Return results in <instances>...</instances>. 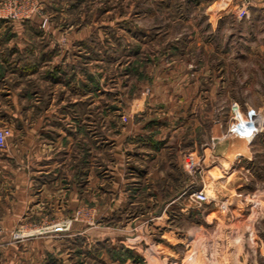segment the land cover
Segmentation results:
<instances>
[{
	"label": "rangeland",
	"instance_id": "rangeland-1",
	"mask_svg": "<svg viewBox=\"0 0 264 264\" xmlns=\"http://www.w3.org/2000/svg\"><path fill=\"white\" fill-rule=\"evenodd\" d=\"M37 1L30 19L82 37L93 96L71 117L88 132L66 165L67 231L14 236L60 243L68 264H264V0ZM38 85L36 118L72 97Z\"/></svg>",
	"mask_w": 264,
	"mask_h": 264
},
{
	"label": "crops",
	"instance_id": "crops-1",
	"mask_svg": "<svg viewBox=\"0 0 264 264\" xmlns=\"http://www.w3.org/2000/svg\"><path fill=\"white\" fill-rule=\"evenodd\" d=\"M52 1L40 3L44 8ZM40 23L35 18L10 19L0 11V128L12 130L7 149L0 151V264H68L60 243L45 248L42 237L13 234L22 228L61 223L74 211L77 188L75 184L67 188L66 165L71 149L81 145L88 131L71 117L82 98L93 96L92 85L89 92L78 91L77 86L82 78L77 73L79 49L74 46L82 37L60 28H42ZM71 67L74 70H65ZM57 68L60 77L55 80L52 74ZM28 82L35 84L30 93H26ZM38 84L65 85L72 97L63 96L57 106L54 98L47 99L36 118L26 102L39 94Z\"/></svg>",
	"mask_w": 264,
	"mask_h": 264
},
{
	"label": "built area",
	"instance_id": "built-area-1",
	"mask_svg": "<svg viewBox=\"0 0 264 264\" xmlns=\"http://www.w3.org/2000/svg\"><path fill=\"white\" fill-rule=\"evenodd\" d=\"M226 1V0H222ZM21 6V11H18L17 5ZM37 0H6V3H1L0 11L7 14L10 19H29L34 13L37 7ZM253 125V124H250ZM254 126V125H253ZM255 129V127H254ZM12 137V130L8 127L0 128V151L7 149V141ZM195 199L199 203H207L209 197L204 192H197L194 195ZM68 224L61 222L55 224L49 228H42L41 230L45 233L62 234L68 229Z\"/></svg>",
	"mask_w": 264,
	"mask_h": 264
},
{
	"label": "bare ground",
	"instance_id": "bare-ground-1",
	"mask_svg": "<svg viewBox=\"0 0 264 264\" xmlns=\"http://www.w3.org/2000/svg\"><path fill=\"white\" fill-rule=\"evenodd\" d=\"M235 135H237L239 138H241L242 140L245 141V143H249L251 137L250 135L246 132V131H240L238 133H236ZM208 155V154H207ZM238 155V154H237ZM217 177V176H216ZM209 193V192H208ZM211 193V192H210ZM211 197V196H210ZM228 202V201H227Z\"/></svg>",
	"mask_w": 264,
	"mask_h": 264
},
{
	"label": "trees",
	"instance_id": "trees-1",
	"mask_svg": "<svg viewBox=\"0 0 264 264\" xmlns=\"http://www.w3.org/2000/svg\"><path fill=\"white\" fill-rule=\"evenodd\" d=\"M60 71V69H56L55 71H54V73L52 74V76L54 77V79L56 80H58L59 79V77L60 76H58V72ZM58 77V78H57ZM160 146H161V144L160 143H153V146H152V148L153 149H156V150H159L160 149Z\"/></svg>",
	"mask_w": 264,
	"mask_h": 264
}]
</instances>
